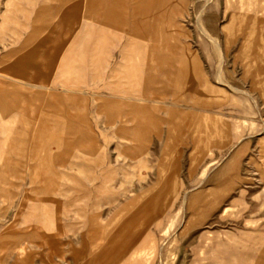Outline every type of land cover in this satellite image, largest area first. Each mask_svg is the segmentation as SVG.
Returning <instances> with one entry per match:
<instances>
[{"label":"rangeland","instance_id":"1","mask_svg":"<svg viewBox=\"0 0 264 264\" xmlns=\"http://www.w3.org/2000/svg\"><path fill=\"white\" fill-rule=\"evenodd\" d=\"M103 2L0 0V264H264V0Z\"/></svg>","mask_w":264,"mask_h":264},{"label":"bare ground","instance_id":"2","mask_svg":"<svg viewBox=\"0 0 264 264\" xmlns=\"http://www.w3.org/2000/svg\"><path fill=\"white\" fill-rule=\"evenodd\" d=\"M101 3H104L103 0H102V1L100 0V4H101ZM156 5H157V3H156ZM108 6H109L108 9H109V10H112V7H113V6L110 5L109 3H108Z\"/></svg>","mask_w":264,"mask_h":264}]
</instances>
